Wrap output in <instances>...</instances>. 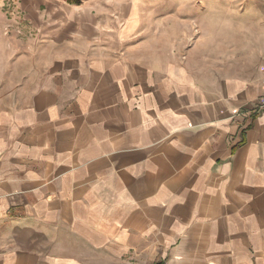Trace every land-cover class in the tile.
I'll use <instances>...</instances> for the list:
<instances>
[{
  "label": "crops",
  "instance_id": "crops-1",
  "mask_svg": "<svg viewBox=\"0 0 264 264\" xmlns=\"http://www.w3.org/2000/svg\"><path fill=\"white\" fill-rule=\"evenodd\" d=\"M124 2L0 12V264H264V0Z\"/></svg>",
  "mask_w": 264,
  "mask_h": 264
},
{
  "label": "rangeland",
  "instance_id": "rangeland-1",
  "mask_svg": "<svg viewBox=\"0 0 264 264\" xmlns=\"http://www.w3.org/2000/svg\"><path fill=\"white\" fill-rule=\"evenodd\" d=\"M19 0H0V12H5L6 15L9 17V19L12 20V17L15 18L17 15V12L14 10L15 6L17 4ZM122 2L126 1L127 3L130 0H121ZM163 0H141V2H146V3H159L162 2ZM169 4H168V9H166L165 11H161L160 7L158 5H155L154 8L152 10H148V11H141V14H144V19H147V24L149 26H154L155 30H159L161 23H160V19L162 18V15L168 14V17L170 18V21L175 20L177 18H181L183 15L184 19H185V31L187 34V20L192 17V15H196L200 18H207L206 15L208 14V12L206 11H193V10H185L181 13H179V15H177V11H176V3L181 2L184 3V5L187 7H191L192 6V2H195L197 0H168ZM201 3L202 2H210V0H200ZM214 2L215 4H217V10L216 12H212V22L209 23L208 19L205 20L204 22V26L203 27H198V28H194V30L189 33L191 35V41H194L195 38H198V36L201 35L205 36V38H207L208 36V30H210L211 34H219V32L221 30H223V27L220 26L221 22L220 20H224L225 17V0H211V2ZM124 2V3H126ZM171 4H175V5H171ZM149 6V5H148ZM158 6V7H157ZM200 13V16H199ZM215 22V23H214ZM144 25V23H143ZM169 29L171 30H175V23H172V25H170ZM5 33H14V34H18V35H22V30L18 29V27L16 25H9L5 27ZM28 35H30V32L28 33Z\"/></svg>",
  "mask_w": 264,
  "mask_h": 264
},
{
  "label": "built area",
  "instance_id": "built-area-1",
  "mask_svg": "<svg viewBox=\"0 0 264 264\" xmlns=\"http://www.w3.org/2000/svg\"><path fill=\"white\" fill-rule=\"evenodd\" d=\"M260 71L264 77V59L260 65ZM255 105H256V108L264 109V79H263V94L257 98Z\"/></svg>",
  "mask_w": 264,
  "mask_h": 264
}]
</instances>
